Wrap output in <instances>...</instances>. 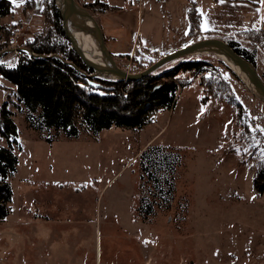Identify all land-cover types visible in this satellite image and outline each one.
<instances>
[{"label":"rangeland","instance_id":"rangeland-1","mask_svg":"<svg viewBox=\"0 0 264 264\" xmlns=\"http://www.w3.org/2000/svg\"><path fill=\"white\" fill-rule=\"evenodd\" d=\"M52 1L11 0L12 13L0 18L1 52L7 51L0 64L16 65L20 51L48 36L64 44ZM20 26L18 49L10 52ZM246 38L224 41L253 53L264 80V40ZM159 59L142 51L115 61L140 73ZM191 61L206 65L179 69ZM174 72L183 87L173 109L142 129L113 127L94 136L82 128L75 139L35 129L16 87L0 76V110L8 102L21 145L9 180L11 213L0 221V264H264V194L253 186L264 167V102L240 70L213 53L171 61L149 76L165 81ZM151 144L178 167L173 198L144 218L137 208L149 186L139 156Z\"/></svg>","mask_w":264,"mask_h":264},{"label":"trees","instance_id":"trees-1","mask_svg":"<svg viewBox=\"0 0 264 264\" xmlns=\"http://www.w3.org/2000/svg\"><path fill=\"white\" fill-rule=\"evenodd\" d=\"M49 4L55 33L64 40V44L52 42L48 36L26 48L30 53L20 51L21 57L14 67L0 64V76L16 87L19 100L28 112L27 120L35 129L54 130L58 135L75 139L82 133V128H86L96 136L113 127L142 129L151 122L156 110L173 109L178 91L183 87L175 78L176 71L167 75L165 81L150 76L138 81L93 77L94 70L83 63L66 37L56 0ZM84 7L91 10L108 8L98 1ZM12 11L11 0H0V18ZM190 18L191 36L195 38L200 29V15L194 4ZM3 28L0 26V30ZM239 37L261 43L264 30L242 33ZM228 44L256 66L253 53L238 48L235 40ZM3 48L4 44H0V52ZM204 65V61H191L182 63L179 69L201 71ZM13 117L14 112L5 102L0 110V137L7 141V147L0 148V221L11 213L14 192L9 180L18 172L19 165L15 147L21 145ZM46 141L52 143L48 139ZM162 150L151 144L139 156L141 180L149 186L148 193L141 198L137 208L139 216L144 218L154 215L161 201L168 203L173 198L178 164ZM253 186L257 193L264 194V167L258 171Z\"/></svg>","mask_w":264,"mask_h":264},{"label":"crops","instance_id":"crops-1","mask_svg":"<svg viewBox=\"0 0 264 264\" xmlns=\"http://www.w3.org/2000/svg\"><path fill=\"white\" fill-rule=\"evenodd\" d=\"M37 1L42 6L44 0ZM100 2L108 8H95L91 15L108 52L119 59L138 55L142 51L162 58L203 39L239 40V34L264 30V0ZM193 4L200 15V29L195 38L191 36L190 10Z\"/></svg>","mask_w":264,"mask_h":264},{"label":"water","instance_id":"water-1","mask_svg":"<svg viewBox=\"0 0 264 264\" xmlns=\"http://www.w3.org/2000/svg\"><path fill=\"white\" fill-rule=\"evenodd\" d=\"M56 5L61 14L63 28L72 49L86 66L94 70L93 77L109 76L121 81H138L171 61L192 54L213 53L224 55L230 63L239 68L240 72L248 79L249 85L264 102V80L259 75L257 67L237 53L224 40L210 38L194 42L163 56L146 70L133 73L121 68L115 58L108 52L101 31L91 13L81 7L76 0H56ZM14 50L10 49L8 51L14 52ZM6 52H0V59ZM32 56L38 57L39 55L32 54ZM71 65L78 69L74 64L71 63Z\"/></svg>","mask_w":264,"mask_h":264},{"label":"built area","instance_id":"built-area-1","mask_svg":"<svg viewBox=\"0 0 264 264\" xmlns=\"http://www.w3.org/2000/svg\"><path fill=\"white\" fill-rule=\"evenodd\" d=\"M81 1L84 2L85 5H88V4H94L96 1L100 2L101 0H81ZM23 30H24V26H20L17 30H14V32L12 34V39H11L12 40V43H11L12 48H14V49L17 48V44L19 42V38L22 36ZM23 51H25V50H23ZM26 52H28V51H26ZM163 111H164L163 109L156 110L152 119L154 120V118L156 116L161 115L163 113Z\"/></svg>","mask_w":264,"mask_h":264},{"label":"bare ground","instance_id":"bare-ground-1","mask_svg":"<svg viewBox=\"0 0 264 264\" xmlns=\"http://www.w3.org/2000/svg\"><path fill=\"white\" fill-rule=\"evenodd\" d=\"M221 59H223L224 61H226V63L228 64V66L232 69V70H239V68H237L236 66H234L232 63H230L227 58L224 55H218Z\"/></svg>","mask_w":264,"mask_h":264},{"label":"snow or ice","instance_id":"snow-or-ice-1","mask_svg":"<svg viewBox=\"0 0 264 264\" xmlns=\"http://www.w3.org/2000/svg\"><path fill=\"white\" fill-rule=\"evenodd\" d=\"M13 3H15V0H13ZM262 131H264V129H262Z\"/></svg>","mask_w":264,"mask_h":264}]
</instances>
